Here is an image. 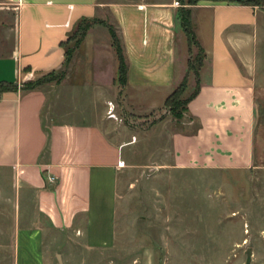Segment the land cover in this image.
Returning <instances> with one entry per match:
<instances>
[{
	"label": "crops",
	"instance_id": "1",
	"mask_svg": "<svg viewBox=\"0 0 264 264\" xmlns=\"http://www.w3.org/2000/svg\"><path fill=\"white\" fill-rule=\"evenodd\" d=\"M175 1L13 0L17 17L0 26V58L8 56L14 71L13 81H2L20 84L0 92V196L12 189L18 205L11 224L14 264H51L53 247L66 242L91 249L114 244L126 167L119 162L126 163L130 142L101 121L47 128V92L25 90L23 82L61 69L62 42L81 19L108 9L128 59L125 88L134 106L143 109L152 98L162 100L152 107L164 106L188 75V41ZM190 6L209 68L188 104L187 130L171 135V166L247 171L255 162L258 99L264 96V8L214 0ZM195 122L197 130L190 128Z\"/></svg>",
	"mask_w": 264,
	"mask_h": 264
},
{
	"label": "rangeland",
	"instance_id": "2",
	"mask_svg": "<svg viewBox=\"0 0 264 264\" xmlns=\"http://www.w3.org/2000/svg\"><path fill=\"white\" fill-rule=\"evenodd\" d=\"M16 12L13 0H0V26L5 22L12 25ZM97 18L106 24H95V31L87 32L65 75L50 74L52 79L41 88L48 98L44 109L47 128L52 123L101 121L118 131L122 141L130 140L123 152L126 167L120 175L117 236L113 245L100 249L75 242L57 249L52 246L51 264H264V96L258 99L251 169H176L171 166V135L187 130L184 122L190 116L176 117L165 106L152 107V103L162 102L160 98L145 101L143 109L134 106L130 90H122L117 81V46L107 26L121 44L117 22L108 9ZM192 22L196 29L193 14ZM76 30L77 25L73 33ZM187 58L197 65L181 83L184 96L195 90L209 68V60L197 46L192 52L188 46ZM0 60V81H13V62L8 56ZM110 100L122 120L108 119ZM196 125L192 123L190 128ZM14 199L12 189L0 196V264H14L11 224L18 209Z\"/></svg>",
	"mask_w": 264,
	"mask_h": 264
},
{
	"label": "trees",
	"instance_id": "3",
	"mask_svg": "<svg viewBox=\"0 0 264 264\" xmlns=\"http://www.w3.org/2000/svg\"><path fill=\"white\" fill-rule=\"evenodd\" d=\"M183 6H181L177 12V19L180 21V25L182 26L185 35L187 37L188 46H189V52H192V49L194 46H197L200 50H203L202 46L200 45V42L198 40L195 26L192 22V11L190 8H188L186 5H194L197 4L200 0H180ZM214 1H229V2H239L243 4H252V5H259L262 6L263 3L261 1L264 0H214ZM264 8V6H262ZM106 24L104 20H101L97 17L94 18H83L81 19L77 24V30L75 33H72L67 41L62 42V45L65 49V55L66 60L64 63V66L59 70H54L52 72H49L45 74V76H41L40 78H37V80H30V82H24L22 84V88L25 90H34V89H40L42 84L48 80H51L52 74H59V76H63L66 73V70L71 63L75 52L77 49L80 48L82 41L84 40L85 36L87 35V32L95 25V24ZM107 26L111 30V35L114 40L113 44L114 46H117V54H118V83L121 85L122 90L127 86L128 84V59L125 54L123 43L118 41V38L116 36L115 31H113V28L107 24ZM80 32V36H77V33ZM76 39L75 44H71V42ZM195 65L192 64L191 60H188V70L195 69ZM197 74L200 72V68L196 69ZM51 74V75H50ZM47 75H50L47 77ZM188 76L184 79L186 81ZM183 81V83H184ZM201 83L198 82L197 86L195 87V90L188 96H184V84H180L166 99V102L164 104L165 108L171 110L173 114L176 117H181L184 113H189L188 104L192 99H194L200 90ZM19 88V85L14 82H6L2 81L0 82V92L2 91H8V90H17ZM199 124L196 125V130L198 129Z\"/></svg>",
	"mask_w": 264,
	"mask_h": 264
},
{
	"label": "built area",
	"instance_id": "4",
	"mask_svg": "<svg viewBox=\"0 0 264 264\" xmlns=\"http://www.w3.org/2000/svg\"><path fill=\"white\" fill-rule=\"evenodd\" d=\"M175 2H176L177 5L180 4V2L177 1V0ZM71 7H73V6H71ZM66 24L69 25L70 24V20H68L66 22ZM108 117L111 118V119L118 120V121L122 120V118L119 117L117 112H116V104L113 101H111V100L108 101ZM125 165H126L125 161H120L119 162V166L120 167H124Z\"/></svg>",
	"mask_w": 264,
	"mask_h": 264
},
{
	"label": "water",
	"instance_id": "5",
	"mask_svg": "<svg viewBox=\"0 0 264 264\" xmlns=\"http://www.w3.org/2000/svg\"><path fill=\"white\" fill-rule=\"evenodd\" d=\"M17 84H20V83H17ZM251 252H252V248H249V249H248V254H249V256H251Z\"/></svg>",
	"mask_w": 264,
	"mask_h": 264
}]
</instances>
